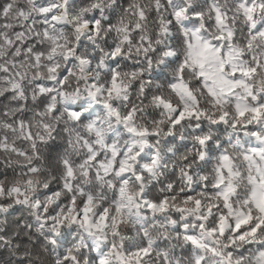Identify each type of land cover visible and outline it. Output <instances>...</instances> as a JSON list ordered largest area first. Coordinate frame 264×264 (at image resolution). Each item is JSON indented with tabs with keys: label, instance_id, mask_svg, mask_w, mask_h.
I'll list each match as a JSON object with an SVG mask.
<instances>
[{
	"label": "trees",
	"instance_id": "1",
	"mask_svg": "<svg viewBox=\"0 0 264 264\" xmlns=\"http://www.w3.org/2000/svg\"><path fill=\"white\" fill-rule=\"evenodd\" d=\"M0 264H264V0H0Z\"/></svg>",
	"mask_w": 264,
	"mask_h": 264
},
{
	"label": "rangeland",
	"instance_id": "2",
	"mask_svg": "<svg viewBox=\"0 0 264 264\" xmlns=\"http://www.w3.org/2000/svg\"><path fill=\"white\" fill-rule=\"evenodd\" d=\"M12 146V145H11ZM1 148L3 149V150H9L5 145H1ZM10 151V150H9Z\"/></svg>",
	"mask_w": 264,
	"mask_h": 264
},
{
	"label": "clouds",
	"instance_id": "3",
	"mask_svg": "<svg viewBox=\"0 0 264 264\" xmlns=\"http://www.w3.org/2000/svg\"><path fill=\"white\" fill-rule=\"evenodd\" d=\"M13 147V145L11 146V148Z\"/></svg>",
	"mask_w": 264,
	"mask_h": 264
}]
</instances>
